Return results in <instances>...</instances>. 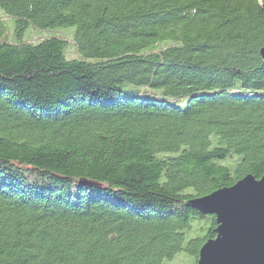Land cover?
Instances as JSON below:
<instances>
[{
	"label": "trees",
	"instance_id": "1",
	"mask_svg": "<svg viewBox=\"0 0 264 264\" xmlns=\"http://www.w3.org/2000/svg\"><path fill=\"white\" fill-rule=\"evenodd\" d=\"M0 8L20 39L0 40V264H196L216 221L187 202L264 175V0ZM30 24L74 27L89 59Z\"/></svg>",
	"mask_w": 264,
	"mask_h": 264
},
{
	"label": "water",
	"instance_id": "2",
	"mask_svg": "<svg viewBox=\"0 0 264 264\" xmlns=\"http://www.w3.org/2000/svg\"><path fill=\"white\" fill-rule=\"evenodd\" d=\"M260 56L264 62V47ZM187 206L216 221L215 237L201 246L196 264H264V175L248 174Z\"/></svg>",
	"mask_w": 264,
	"mask_h": 264
},
{
	"label": "rangeland",
	"instance_id": "3",
	"mask_svg": "<svg viewBox=\"0 0 264 264\" xmlns=\"http://www.w3.org/2000/svg\"><path fill=\"white\" fill-rule=\"evenodd\" d=\"M16 24L15 17L5 10L0 8V40H5L9 42H17L20 40L16 35ZM60 37L66 41L65 49L69 51L72 47L73 56L68 52L66 53V58L71 59H89L82 54L76 52L74 45V27H53L47 29L35 28L31 24L23 31L21 40L30 41L32 43L37 42L38 40L44 37ZM75 50V51H74ZM71 52V50H70ZM72 53V52H71ZM93 60V59H90ZM120 90L124 95L130 94H140V95H153L159 98H164L167 101L173 103L171 97L165 96L162 89H155L152 87L134 85L131 83H122L120 84ZM186 101L180 100L177 101L176 105L185 106ZM194 258L187 255L184 252L177 254L171 261L166 262V264H193Z\"/></svg>",
	"mask_w": 264,
	"mask_h": 264
},
{
	"label": "bare ground",
	"instance_id": "4",
	"mask_svg": "<svg viewBox=\"0 0 264 264\" xmlns=\"http://www.w3.org/2000/svg\"><path fill=\"white\" fill-rule=\"evenodd\" d=\"M215 232V231H214Z\"/></svg>",
	"mask_w": 264,
	"mask_h": 264
}]
</instances>
